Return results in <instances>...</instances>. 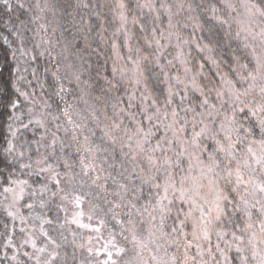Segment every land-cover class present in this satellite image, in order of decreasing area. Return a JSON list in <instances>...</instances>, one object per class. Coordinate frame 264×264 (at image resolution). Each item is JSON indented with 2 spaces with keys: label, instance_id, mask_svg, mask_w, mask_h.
Masks as SVG:
<instances>
[{
  "label": "clouds",
  "instance_id": "clouds-1",
  "mask_svg": "<svg viewBox=\"0 0 264 264\" xmlns=\"http://www.w3.org/2000/svg\"><path fill=\"white\" fill-rule=\"evenodd\" d=\"M0 264H264V0H0Z\"/></svg>",
  "mask_w": 264,
  "mask_h": 264
}]
</instances>
